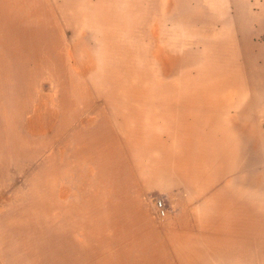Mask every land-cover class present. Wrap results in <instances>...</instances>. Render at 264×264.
Here are the masks:
<instances>
[{"label":"rangeland","instance_id":"374dc122","mask_svg":"<svg viewBox=\"0 0 264 264\" xmlns=\"http://www.w3.org/2000/svg\"><path fill=\"white\" fill-rule=\"evenodd\" d=\"M0 264H264V0H0Z\"/></svg>","mask_w":264,"mask_h":264},{"label":"built area","instance_id":"2783aa9c","mask_svg":"<svg viewBox=\"0 0 264 264\" xmlns=\"http://www.w3.org/2000/svg\"><path fill=\"white\" fill-rule=\"evenodd\" d=\"M159 209L161 210V214H162V215H165V210H164V208H163V204H160V205H159Z\"/></svg>","mask_w":264,"mask_h":264},{"label":"crops","instance_id":"0c3cea01","mask_svg":"<svg viewBox=\"0 0 264 264\" xmlns=\"http://www.w3.org/2000/svg\"><path fill=\"white\" fill-rule=\"evenodd\" d=\"M249 89H250V87H249Z\"/></svg>","mask_w":264,"mask_h":264}]
</instances>
